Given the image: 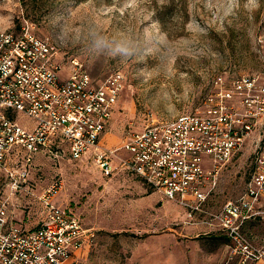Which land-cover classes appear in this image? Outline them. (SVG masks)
<instances>
[{
  "label": "rangeland",
  "instance_id": "1",
  "mask_svg": "<svg viewBox=\"0 0 264 264\" xmlns=\"http://www.w3.org/2000/svg\"><path fill=\"white\" fill-rule=\"evenodd\" d=\"M24 19L56 47L62 77L74 59L98 82L115 71L123 73L124 86L102 133L108 146L121 145L130 131L141 129L149 119L170 120L202 106L218 74L264 78V0L2 2L0 29L17 28ZM94 34L131 42L132 55L97 51ZM18 120L31 124L23 113ZM260 131H253L220 172L207 208L219 210L227 199L244 192ZM25 157L20 151L10 159L22 164ZM30 176L35 194L61 176L64 185L55 203L96 229L77 264L231 263L227 241L217 226L205 222V214L191 219L183 205L131 175L107 176L91 158L54 161L38 151L32 156ZM9 208L23 212L27 227L39 220L41 206L30 193L10 199ZM252 227L258 228L255 222Z\"/></svg>",
  "mask_w": 264,
  "mask_h": 264
},
{
  "label": "built area",
  "instance_id": "2",
  "mask_svg": "<svg viewBox=\"0 0 264 264\" xmlns=\"http://www.w3.org/2000/svg\"><path fill=\"white\" fill-rule=\"evenodd\" d=\"M55 54L56 47L26 19L0 29V264H77L96 237L94 227L55 203L61 176L37 194L31 190L30 164L38 151L54 161L91 158L107 176L125 171L183 205L191 219L205 214V222L229 239L228 264H264V232L257 236L249 228L264 222V78L218 74L202 106L170 120L149 119L121 145L108 146L102 133L124 86L123 73L98 82L74 59L62 77ZM19 113L31 124H21ZM257 128L254 170L244 192L219 210L207 208L220 172ZM20 151L25 161L14 164L10 156ZM24 192L41 206L33 227L9 208L10 199Z\"/></svg>",
  "mask_w": 264,
  "mask_h": 264
},
{
  "label": "clouds",
  "instance_id": "3",
  "mask_svg": "<svg viewBox=\"0 0 264 264\" xmlns=\"http://www.w3.org/2000/svg\"><path fill=\"white\" fill-rule=\"evenodd\" d=\"M93 47L97 51H108L112 55L130 56L133 52L131 42L127 40L109 41L99 34H94Z\"/></svg>",
  "mask_w": 264,
  "mask_h": 264
},
{
  "label": "crops",
  "instance_id": "4",
  "mask_svg": "<svg viewBox=\"0 0 264 264\" xmlns=\"http://www.w3.org/2000/svg\"><path fill=\"white\" fill-rule=\"evenodd\" d=\"M121 173H125V174H127V175H129L128 173H126L125 171H121ZM130 176V175H129ZM131 178H135V177H131ZM135 179H137V178H135ZM139 180V179H138ZM141 182V181H140ZM40 192V191H39ZM23 195H24V193H20L19 195H17L16 197H14L13 199H21V196L23 197ZM25 197V196H24ZM11 210V209H10ZM12 212H13V215H14V217H15V219L16 220H18V221H20V222H22L23 221V212L21 213V212H18V213H16V211H14V210H11ZM21 216H19V215ZM29 214V213H28ZM23 223V222H22ZM24 224V223H23ZM25 225V224H24ZM26 226V225H25ZM27 227V226H26ZM256 227H258V228H256V230H254V228L252 227L251 228V230L255 233V235H260V233H262V232H264V222H260L259 221V224L258 225H256Z\"/></svg>",
  "mask_w": 264,
  "mask_h": 264
},
{
  "label": "trees",
  "instance_id": "5",
  "mask_svg": "<svg viewBox=\"0 0 264 264\" xmlns=\"http://www.w3.org/2000/svg\"><path fill=\"white\" fill-rule=\"evenodd\" d=\"M224 236V239L226 240V241H228L229 239L225 236V235H223Z\"/></svg>",
  "mask_w": 264,
  "mask_h": 264
}]
</instances>
